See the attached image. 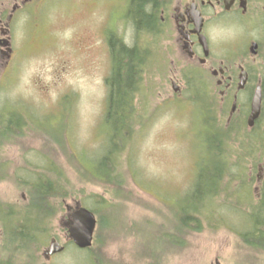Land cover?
Wrapping results in <instances>:
<instances>
[{
	"label": "rangeland",
	"instance_id": "374dc122",
	"mask_svg": "<svg viewBox=\"0 0 264 264\" xmlns=\"http://www.w3.org/2000/svg\"><path fill=\"white\" fill-rule=\"evenodd\" d=\"M128 6L129 0H52L40 15L37 42L30 45V30L18 37L23 52L15 54L13 71L0 74V125L17 117L7 125L10 143L0 140V204L9 202L10 210L19 204L31 226L33 212L20 207L21 189L37 181L44 185L41 194L53 207L45 214L41 254L52 236L65 241V205L79 201L95 210L90 249L66 242L63 252L49 261L41 255L39 264H264V244H254L246 234L258 221L264 230V201L251 196L254 181L236 171L261 155L264 161L262 145L244 153L238 140L217 149L224 160V150L228 153L225 165L204 192L197 220L181 227L176 214L196 182L199 162L209 163L211 146L207 150L198 130L197 106L186 99L194 82L173 94L168 57L150 53L160 47L148 27L133 24ZM110 38L137 48L141 62L125 120L131 127L115 145L117 161L103 163L108 172L97 178L102 171L96 160L108 141ZM180 69L174 74L183 82ZM226 165L236 166L230 176ZM4 217L0 214L6 222Z\"/></svg>",
	"mask_w": 264,
	"mask_h": 264
},
{
	"label": "flooded vegetation",
	"instance_id": "af4514ba",
	"mask_svg": "<svg viewBox=\"0 0 264 264\" xmlns=\"http://www.w3.org/2000/svg\"><path fill=\"white\" fill-rule=\"evenodd\" d=\"M51 1L0 0L1 76L13 70L15 54L23 52L17 41L23 31L32 32L30 45L37 42L40 15ZM155 3L156 18L149 29L154 45L160 48H151L150 53H165L168 57V71L173 73L169 83L175 84L172 88L177 92L181 93L185 82H194L196 90L188 84L193 92L188 99L197 106L198 130L204 132L207 150L210 142L213 156V148L220 147L216 145L221 138L225 146L241 140L240 152L250 153L260 145L264 149V0H156ZM180 67L183 82L174 74ZM224 153L226 160L228 153L225 150ZM261 158L262 155L257 162L233 165L244 180L254 181L255 194L251 196L256 201L264 198ZM220 162L215 164L222 166ZM233 166L226 165L228 175ZM207 167L217 169L213 162ZM30 196L22 193L20 207L30 203ZM0 211L2 216L11 214L20 218L18 211L9 210V202ZM7 225L0 219V264H35L39 237L34 236L36 242L30 240L33 244L28 247L27 244L21 247L20 240L9 239L11 230L20 233L21 227L10 229ZM33 247V259L26 257Z\"/></svg>",
	"mask_w": 264,
	"mask_h": 264
},
{
	"label": "trees",
	"instance_id": "16d2710c",
	"mask_svg": "<svg viewBox=\"0 0 264 264\" xmlns=\"http://www.w3.org/2000/svg\"><path fill=\"white\" fill-rule=\"evenodd\" d=\"M156 0H130V4L128 6V12L131 20L133 21V24H135L137 27H148L153 24L156 18L155 13V3ZM147 3V4H146ZM153 6L152 8L150 6ZM110 55H111V71L109 76L105 79L107 84V103H106V109L104 113V122L108 125V135L107 138V144L106 151L102 156L97 157L96 162H98L97 166L100 167L102 171V175L97 178H104L106 176V173L108 170H106L107 166L104 167L103 163H110L116 162L114 156V153L116 151V144L119 141V136L124 135V133L127 130V127L130 128V122L126 121L130 111L132 110L131 107H133L132 103V97L136 82L135 77H137V68H139L140 62H141V55L140 53H137V48L134 46H129L126 43H124L121 39L119 40H113L110 38ZM127 117V118H126ZM17 117L11 116L9 119H4V123L1 129H0V140L3 139H9L8 142L10 143V136L9 134V127L7 126L9 122H14ZM11 122V123H12ZM7 135V136H6ZM207 140V139H206ZM212 140V139H211ZM222 140V139H221ZM209 142V141H208ZM221 142V141H220ZM3 146L9 145L4 140L2 141ZM216 146H219L217 144ZM214 147V145H213ZM224 149V143L218 148H213V156L211 159H209V163L206 162V160L201 161L199 164L200 168L197 171V179L196 182L193 184L192 189L189 190L187 195L183 197L185 206L182 208H179V213L176 214L178 216V219L180 221V224L182 225L184 229L187 228V226H190L191 221L197 220L194 217V214L199 213L201 211V206L204 204L203 201H205L206 196H204V192H206L211 185L214 183V180L219 177V173H221L222 166L215 164L216 162L219 163V161L225 162L223 156L216 155V151ZM105 161V162H104ZM214 163V165L217 167V169L210 170L207 166H209L211 163ZM93 170V169H92ZM101 172L100 170H98ZM95 177L98 176V174L94 175ZM207 177L209 179H207ZM40 181L35 182L31 186L30 191V197L31 201L29 203V206L27 207L28 211L31 210L32 213V220H31V226H29L30 218L29 214L27 216H24L23 214H20V220L13 216L11 214H8L9 216H5L6 222L9 225H7L10 229L12 227H21L20 233H15L11 230V233L9 234L10 241L14 240H20L18 242V245L22 247V245H28L30 244V240L36 242V238L34 236H38L35 232L38 231V233H43L42 225H43V216L46 214V211L53 207L52 201L46 200L45 194H41V188L44 186ZM53 191V194H57V189L54 187H50ZM55 189V190H54ZM209 189H212L210 187ZM29 191V190H28ZM187 192V191H186ZM185 192V193H186ZM263 195H264V186H263ZM56 202L61 204V199L59 200L58 197H55ZM264 201V198L261 200ZM192 204L190 206L189 204ZM258 208V207H257ZM255 209V208H254ZM257 212H254V214ZM259 213V210H258ZM255 215H250L249 218H253ZM21 221V222H20ZM258 221V220H257ZM256 221V222H257ZM16 223V224H15ZM250 223L251 220H250ZM258 224H261V222L258 221ZM257 223H254L253 225H250L249 233L246 232V234H249L254 237V239L250 238L254 244H259L262 246L264 244V230L261 229V227H258ZM23 227H22V226ZM32 233H31V232ZM34 232V233H33ZM243 236V235H242ZM29 242V243H27ZM24 245V246H25ZM29 249V248H28ZM31 250V249H29Z\"/></svg>",
	"mask_w": 264,
	"mask_h": 264
},
{
	"label": "water",
	"instance_id": "95a60500",
	"mask_svg": "<svg viewBox=\"0 0 264 264\" xmlns=\"http://www.w3.org/2000/svg\"><path fill=\"white\" fill-rule=\"evenodd\" d=\"M94 218L93 213L84 207L79 206V208L77 207V209L73 211L72 219L68 225V232L78 246L85 247L90 245L93 233L92 230L95 225ZM50 245V252H57L62 249L56 242Z\"/></svg>",
	"mask_w": 264,
	"mask_h": 264
},
{
	"label": "bare ground",
	"instance_id": "6f19581e",
	"mask_svg": "<svg viewBox=\"0 0 264 264\" xmlns=\"http://www.w3.org/2000/svg\"><path fill=\"white\" fill-rule=\"evenodd\" d=\"M147 4V3H146ZM154 6V5H153ZM152 5L150 6L151 8L153 7ZM30 244H33V242H31Z\"/></svg>",
	"mask_w": 264,
	"mask_h": 264
}]
</instances>
